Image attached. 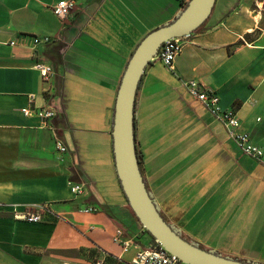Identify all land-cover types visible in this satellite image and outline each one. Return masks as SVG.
<instances>
[{
    "label": "crops",
    "instance_id": "crops-1",
    "mask_svg": "<svg viewBox=\"0 0 264 264\" xmlns=\"http://www.w3.org/2000/svg\"><path fill=\"white\" fill-rule=\"evenodd\" d=\"M60 1L67 0H0V264H92L93 248L124 264L149 241L123 232L133 240L123 253L113 239L133 216L119 185L113 180L114 195L100 192L82 167L77 140L66 139L74 130L71 110L75 120H95L74 109L67 75L101 95L105 129L97 132L111 137L117 91L135 48L188 0H73L65 20L53 12ZM255 1L217 0L172 69L158 60L147 67L135 105V141L147 188L167 222L204 248L264 264V163L243 154L185 86L196 80L215 92L221 108L234 109L242 130L264 146V11ZM36 38L50 41L36 44ZM38 63L53 66L49 83ZM27 106L57 110L53 125L67 152L57 150L38 118L22 113ZM69 181L85 184V192L74 195ZM39 204L50 206L53 220L14 218V207L23 213ZM90 205L99 210L85 213ZM210 237L218 245L205 241ZM68 239L69 252L61 254Z\"/></svg>",
    "mask_w": 264,
    "mask_h": 264
},
{
    "label": "water",
    "instance_id": "water-1",
    "mask_svg": "<svg viewBox=\"0 0 264 264\" xmlns=\"http://www.w3.org/2000/svg\"><path fill=\"white\" fill-rule=\"evenodd\" d=\"M217 0H188L176 17L149 32L135 48L122 76L111 127L114 168L134 218L166 251L187 264H261L222 255L184 238L167 222L158 202L147 188L135 141V105L142 77L156 60L162 44L191 35L211 17Z\"/></svg>",
    "mask_w": 264,
    "mask_h": 264
},
{
    "label": "built area",
    "instance_id": "built-area-1",
    "mask_svg": "<svg viewBox=\"0 0 264 264\" xmlns=\"http://www.w3.org/2000/svg\"><path fill=\"white\" fill-rule=\"evenodd\" d=\"M255 5L259 12L264 11V0H256ZM75 6L73 0L60 1L53 6L54 14L61 20H65L71 13ZM190 38V35L183 37L171 38L162 44L159 50L156 60L160 61L168 69H172L173 63L176 57L180 54L184 43ZM49 38H36L35 43H47ZM36 68L40 71L42 79L45 83H49L52 79L54 68L51 65L38 63ZM189 93L200 101L219 121H221L232 140L235 141L241 152L248 157L264 163V146H260L254 143L248 132L242 130L241 120L238 118L234 109L223 110L220 106L219 96L202 87L196 80H190L185 83ZM50 90V89H49ZM29 101L34 102V96L31 95ZM22 113L26 117H36L41 122V127L48 128L52 131L55 138V145L59 152H67V146L65 142L58 136L57 128L53 125V122L58 118V112L51 106L37 107L27 106L22 108ZM68 186L74 195H80L85 192L86 185L83 183H76L69 181ZM99 210L97 206H87L84 208V212L91 214ZM14 218L20 221H26L30 223H44L50 222L54 219L53 212L50 206L45 204H39L32 208H28L27 211L20 213L14 207ZM114 241L121 247L122 252L126 253L133 244L131 239H123V231L117 230L114 237ZM110 253L103 252L102 257L96 258L92 264H105V256ZM112 255V254H111ZM113 256V255H112ZM115 257L121 264V259ZM124 264H187L182 262L178 257L172 255L166 251L157 241L149 242L145 247L139 248L130 262Z\"/></svg>",
    "mask_w": 264,
    "mask_h": 264
},
{
    "label": "rangeland",
    "instance_id": "rangeland-1",
    "mask_svg": "<svg viewBox=\"0 0 264 264\" xmlns=\"http://www.w3.org/2000/svg\"><path fill=\"white\" fill-rule=\"evenodd\" d=\"M208 21H210V18ZM67 78L68 79L66 81L65 91L68 93V97H74V109H78L82 116H85L86 118L91 116L95 118V120L92 123L75 120L73 117L74 112H72L71 110L69 122L73 126L74 130H72L71 133L68 134V137H66V139L69 140L70 138V140L72 141L75 138V140H77V146L79 147L81 160L84 164L82 165V167L87 174H89L90 176H94L96 178V181L99 182L97 186L99 191L103 194H108L109 196L114 195L115 186L112 182L114 180L117 186L118 183L115 178V170L113 164L111 148L112 140L111 137L106 136L104 133H98L103 132L105 129L100 119L103 114V104L101 101L103 100V98H101V95L91 92L90 88H88L90 87V84H86V82L82 83L81 81H79V79H73L68 75ZM102 210L108 213L107 208H103ZM122 226V231L126 234V236L129 235L128 233H132L133 237H137L138 239H143L144 241L150 240V234L142 228V226L137 222L134 216L133 218H131L130 223H123ZM212 236L213 238L215 237L214 235ZM114 237L115 235L113 236V239ZM213 238L210 237L209 239H205V241H207L208 243L213 242L215 245H218L216 239ZM71 244V240L68 239L64 246L61 245V254L68 253ZM90 251L91 253L89 254V256L92 262L102 255V253L98 249L93 248Z\"/></svg>",
    "mask_w": 264,
    "mask_h": 264
},
{
    "label": "trees",
    "instance_id": "trees-1",
    "mask_svg": "<svg viewBox=\"0 0 264 264\" xmlns=\"http://www.w3.org/2000/svg\"><path fill=\"white\" fill-rule=\"evenodd\" d=\"M185 5H186V2H183V3L181 4L182 7H184ZM205 25H206V23H205L203 26H201L200 28H198L195 32L200 31ZM195 32H194V33H195ZM111 148H112V144H111ZM137 154H138V152H137ZM112 156H113V154H112ZM138 158H139V156H138ZM113 164H114V159H113ZM114 170H115V168H114ZM115 178H116L117 183H118V185H119V181H118V179H117L116 173H115ZM119 188H120V190H121L120 185H119ZM121 192H122V190H121ZM80 195H81V194H80ZM122 195H123L124 203H125L127 209L130 211V213L132 214V216H134L133 213H132V210L130 209V207H129L128 203H127V200H126V198H125L123 192H122ZM111 218H112V216H111ZM112 220H113L115 223H117L116 220H115L114 218H112ZM119 228L121 229L120 225H119ZM148 241H149V242H152V241H154V239H153L152 237H150V240H148ZM149 242H148V243H149ZM90 253H91V251L89 252V254H90ZM115 260H117V259H116L115 257H113L111 254L105 256V264H121L118 260H117V261H115Z\"/></svg>",
    "mask_w": 264,
    "mask_h": 264
}]
</instances>
